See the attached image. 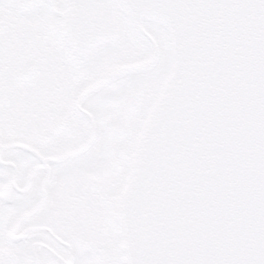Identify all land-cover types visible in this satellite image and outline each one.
<instances>
[{
    "label": "water",
    "instance_id": "obj_1",
    "mask_svg": "<svg viewBox=\"0 0 264 264\" xmlns=\"http://www.w3.org/2000/svg\"><path fill=\"white\" fill-rule=\"evenodd\" d=\"M117 11L150 54L104 71L78 108L86 95L156 62L143 21L164 27L170 54L117 198L122 261L264 264V0H68L60 24L70 50L85 56L116 40ZM136 95L129 93L128 111ZM94 136L91 123L82 147L50 161L86 150Z\"/></svg>",
    "mask_w": 264,
    "mask_h": 264
},
{
    "label": "flooded vegetation",
    "instance_id": "obj_2",
    "mask_svg": "<svg viewBox=\"0 0 264 264\" xmlns=\"http://www.w3.org/2000/svg\"><path fill=\"white\" fill-rule=\"evenodd\" d=\"M66 1L0 0V100L2 99V103H0V114L31 112V109H20V106L27 102L22 97H28V100L31 101L35 99H39L40 101L41 99L48 100L54 98L55 103H51L48 109L52 113L59 114V116L54 122H46L45 128L48 131L51 128L56 134L52 132L48 135L46 134L47 136L44 138L37 139L34 145L35 150L45 159L60 156V153L57 152L50 153L49 147L51 145L56 148L63 147L61 132L66 130L77 131L73 127L69 129L68 125L77 124V120L81 119H86L84 121L88 122L87 118L78 113L75 108V97L77 93L73 94L68 102L64 101V84L61 90L59 87L61 81L58 83L57 79L55 80L56 83L53 84V77L57 78L60 75L73 72V75L67 77L71 80L74 76V79L71 82H66V84L79 85L82 83L83 86L85 83L91 82L96 76L94 73L90 76L86 74L82 75V79H80V75L77 74L79 58L69 53L66 42L61 35L58 19L55 20V18H59L60 20L61 11ZM51 17L54 19L55 24L51 22ZM147 25L155 24L146 22L144 27L157 42L160 58L157 65L151 70L126 77L130 82L128 88L135 85L140 87L135 110L131 113L127 112L124 103L125 94L121 104L115 105L114 98L117 93L112 90L93 93L89 95L91 97H86L81 103V109L91 115L96 129L99 128L100 120L102 119L106 123H110V125L111 123L118 125L123 130L124 137L122 141L124 139L127 142L126 152L130 143H133L136 135V129L134 127L139 119L141 120L142 116L140 117V115L144 114L149 100L153 95L154 88L157 87L167 70V62H163L161 57V38L158 37L162 29L157 25L156 27H147ZM137 40L125 34L124 43L133 42L135 44L134 48L138 49L139 47L141 52L144 51L143 54L141 53V58H143L149 50L147 45ZM25 67H29V70L35 71L34 77L29 83L20 82L13 86L17 75ZM94 67L93 64L92 68ZM94 72L96 73V69ZM28 77L29 75L25 76V78ZM133 80L136 82L131 86ZM107 88L110 89L112 86L110 85ZM22 100L24 102L21 103ZM117 111L121 116L118 117V122L115 123V114ZM68 120L69 122H67ZM53 136H56L57 139L49 138ZM119 138L121 139V137ZM89 155L93 157L92 154ZM33 157L35 158V156ZM19 158V156H14L13 161L0 160V165L4 162L12 165L13 175L10 178V186L16 192V200L20 197L18 194L25 188L28 194L37 195L40 191L41 195L45 196L43 204L36 207L43 199L41 198L34 205L31 216L47 226H28L27 229H22L18 232V236H21L20 238H23L29 232L26 236L29 239H33L34 242L30 246V254H28L32 258H26L24 260H21L19 257L20 255L23 256V249L18 250L19 254H16L14 252L15 248L11 247L14 249L11 250L17 256V264H86V259H84L83 255L87 256L92 254L96 256L94 258L95 261L91 260L89 264H99L100 257H103L105 260L113 259L116 238V222L114 212L112 213L115 199V179H110V171L107 173L106 178H102L103 180H109V186L101 190L97 188L96 201L94 203L91 199L75 201V195L72 196L70 202L63 201L64 199L57 201L53 198V192L57 193V190L53 191L52 183L57 182L58 184L61 179L60 184L63 182L64 174H62V171H58L61 172V179L58 177V180L55 176L56 172L51 171V168L56 167V165L53 163L51 165L48 162L46 165L49 166V172L45 175L44 165H41L40 161L36 158V162L28 167L27 173L29 176H25L24 187L23 185L21 187L19 168H25L28 163L27 160H21ZM14 161L17 162L18 166L13 164ZM77 170L80 171L79 169ZM41 171L44 172L43 177L40 176ZM85 177L91 178L92 176ZM96 179L100 180L101 178ZM101 195L103 196V204L100 203ZM105 195L108 197L106 198ZM105 203L108 207V212L102 214V208L105 206ZM100 211L102 216L99 213ZM8 235L13 237L14 234ZM17 238L15 241L20 244L21 239L19 237ZM100 243H107V247L112 245L113 248L110 250L106 247L101 248ZM39 247L43 249L39 250L37 255L36 250Z\"/></svg>",
    "mask_w": 264,
    "mask_h": 264
},
{
    "label": "rangeland",
    "instance_id": "obj_3",
    "mask_svg": "<svg viewBox=\"0 0 264 264\" xmlns=\"http://www.w3.org/2000/svg\"><path fill=\"white\" fill-rule=\"evenodd\" d=\"M116 17L121 28V34H122L121 38L117 42L109 43L107 45L99 47L93 52L91 51L89 55L84 59L81 58L78 59L77 74L80 75V79H82V75L87 74L90 76L93 75V73L95 75L96 74L94 72L95 69L96 72L98 73L100 70L115 63H119L120 61H128L131 59L134 60V58H136L137 56H139L138 58L142 57L144 51L141 52V49L139 47L138 49L134 48L135 44L133 42L124 43L125 34L131 36L132 39L136 40V38H134L133 35L131 34L128 25L125 22L124 16L119 11H117ZM57 19L59 21V18H55V20ZM51 22L55 24V21L52 17H51ZM147 27H156V25H147ZM158 37L161 38L160 50H161L162 60L163 62H168V46L166 43L165 34L163 30ZM131 52L134 54H132ZM93 64L95 66L94 68H92ZM80 68L83 69L80 70ZM69 75H73V72L70 74H63L60 75V77H58V83L61 81V83L59 84L61 90H62V85L64 84L63 92L65 95L63 96H65L64 101L66 102H68L71 99L73 94L78 93L82 87V83L79 84L81 87L78 84H74V85L66 84V82L68 81L71 82L74 79L73 76L72 79L69 80L67 77ZM135 82L136 81L133 80L131 82V86L135 84ZM129 84L130 82L128 81V78H124V79L120 78L111 83L112 88L110 89L107 88L103 90L104 91L112 90L117 93V95L114 98L115 105L121 104L122 98L124 97L125 94L124 103L126 106L127 95L132 88V87L128 88ZM155 89L156 87L154 88L153 93L155 92ZM43 105H47V104H42V106ZM20 109L21 110L31 109V113L29 114V113L21 112L18 114H12V113L0 114V147L2 146L6 147V149L0 152V160L13 161L12 159L14 156H19L20 157L19 159L21 160L23 159L27 160L28 163L27 166L22 169L19 168L20 176H21L20 185L21 187L22 185L24 187L25 176H27L26 173L28 167L34 162H36V157L32 158L33 155H31L29 152L25 151L24 149H21L20 147H16V146L13 147L11 145L21 143L36 149L34 145L37 139H42L51 132L53 134H56V132H54L51 128L48 131V129L45 128V123L50 121L54 122V120H56L59 114H55L54 112L52 113L51 111L49 113L47 107L36 106V100H34L33 105L31 102L29 105L25 107L20 106ZM115 116H116L115 123H117L118 117H120L121 115L117 111ZM141 116L143 115H140V117ZM84 120L86 121V119ZM84 120L83 119L77 120V124L68 125L69 129L73 127L76 128L77 131L66 130L64 132H61L62 134L61 141L63 143V147L56 148L51 145L49 147L50 149L49 152L50 153L57 152L60 153L61 156H63L65 153H68L70 150L79 148L78 146L86 141L90 131L89 122H85ZM140 121L141 120L139 119L134 129L136 130L138 129ZM67 122H69V120ZM109 125L110 123H106V121L102 119L100 120L99 128L97 129L95 138L91 143L90 147L88 148V150L72 157L68 156L63 162L60 163L52 162L53 164L56 165V167L54 166L53 168H51V171L56 172L55 176L57 177V179L58 177L59 179H61L60 177L61 172L58 171H62V174H64L63 182L61 184L60 182L62 179L58 182V184L57 182L52 183L53 191L57 190V193L53 192V198H55V200L62 201L64 199L63 201L70 202L72 196L75 195L76 197L75 201L76 200L81 201L82 199L85 200L91 199L92 202L94 203L96 201L97 188L101 190L109 186L108 183L109 180H106L105 182L102 183V182H97L96 178H101V179L106 178L107 173H109L110 171L111 173L109 176L111 177L110 179L112 178L115 179L114 202H116L117 193L123 184L126 171L129 167L133 144L130 143L126 154L123 156L121 160H118V156L122 146V138L120 139L118 136L114 134H109V133L105 134L104 130ZM49 138L57 139L56 136ZM93 152H95L96 154ZM89 154H92L93 157H90L91 155ZM52 163L51 165H53ZM13 164L15 166H18L17 162L15 161L13 162ZM2 165H0V251L3 248L9 247L10 249H12L14 247L15 250L14 249L12 250H14L16 254H19L18 250L23 249V253H24L23 256L21 255L19 256L21 260L22 259L24 260L26 258H32L28 256V254H30V246L34 242L33 239H29V237L26 236V234L29 232H27L23 238H20L21 236H18V232H20L22 229H27L28 226H33V225H43L45 227L47 226L46 224L41 223L37 219H34L35 217H32L31 216L32 214L29 213L32 212V208L39 201V199L43 198L37 204V207L44 203L45 196L41 195L40 191L37 195L28 194L25 188L23 189L22 192L18 194V196L20 197L18 200H16L17 199V196L15 197L16 192L10 186V178H12L13 175L11 168L12 165L5 162ZM77 169H79L80 171H78ZM44 171H45V175L48 174L49 172V170L46 169H44ZM82 172L85 176H92V177L85 178ZM40 176L43 177L44 172L41 171ZM105 197L107 198L108 196L105 195ZM102 202H103V196L101 195L100 203L103 204ZM106 212H108V207L106 206L105 203V206L102 208V214H105ZM113 212L115 214L116 212L115 207H113L112 213ZM25 213H29V214H27L26 216H22ZM99 213L101 215V211ZM17 220H19L18 223H16ZM12 228L14 235L13 237L12 236L10 237L8 235L10 233L8 232H10ZM115 236L118 247L120 234L118 233L117 222L115 224ZM17 237L21 239L20 244L16 243L15 241L16 239H18ZM14 244L15 246H13ZM52 248L54 249L53 245ZM41 249L43 248L42 247L37 248L36 250L37 255L39 250ZM83 257L84 259H86V264H89V261L94 260L96 256L92 254L87 256L83 255ZM99 260H100L99 264H124L121 261L120 253L119 255H117V258H115L114 260L108 263L103 262L102 257H100ZM0 264H12V263L8 261L7 258H5L0 254Z\"/></svg>",
    "mask_w": 264,
    "mask_h": 264
},
{
    "label": "bare ground",
    "instance_id": "obj_4",
    "mask_svg": "<svg viewBox=\"0 0 264 264\" xmlns=\"http://www.w3.org/2000/svg\"><path fill=\"white\" fill-rule=\"evenodd\" d=\"M116 13H117V12H116ZM115 19H116V21H117V17H116V15H115ZM156 62H157V60H156ZM156 62H155V63H156ZM123 78H124V77H123ZM89 127H90V131H91V126L89 125ZM90 131H89V135H90ZM89 135H88V136H89Z\"/></svg>",
    "mask_w": 264,
    "mask_h": 264
}]
</instances>
